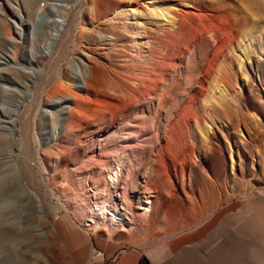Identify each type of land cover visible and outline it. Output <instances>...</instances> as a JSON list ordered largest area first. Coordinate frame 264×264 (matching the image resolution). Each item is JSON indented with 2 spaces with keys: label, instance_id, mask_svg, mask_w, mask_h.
<instances>
[{
  "label": "bare ground",
  "instance_id": "6f19581e",
  "mask_svg": "<svg viewBox=\"0 0 264 264\" xmlns=\"http://www.w3.org/2000/svg\"><path fill=\"white\" fill-rule=\"evenodd\" d=\"M39 1L26 0L23 9L32 15L37 12ZM127 1L128 10L125 9ZM259 3L260 0H80L75 10L62 7L63 24L61 30L57 29L58 38L53 41L52 35L41 37L40 34L37 39L46 37L52 42L54 57H51L55 64L65 58L71 45L78 48V43L86 47L87 51L79 48L87 62L81 64L79 72L84 86L81 90L73 87L74 80L64 71H58L66 83L53 89L57 104L63 105L72 99L76 103L69 109L61 108L53 116V123L64 125L53 134V139L58 141L72 132L85 101L94 100V112L102 116V121L109 118L113 124L124 116L136 121L133 129L118 134L120 140L128 139V142L94 152L93 166L85 163L81 194L69 183L63 185L69 194L74 193L70 201L74 216L85 217L95 229L102 227L108 234L114 233L117 227L124 233L128 226L138 235L143 224L151 226L160 222L166 225L163 231L166 236L195 224L218 207L241 201L243 206L226 215L207 238L181 250L167 264H264V133L258 130L264 127V69H261L264 62L261 65L252 58L258 46L251 38L255 23L252 18L257 16ZM4 9L0 7V15L9 16L10 10L5 9L6 13ZM131 20L133 23H129ZM2 21L0 48H5L4 52L11 54V60L15 61L20 46ZM88 23L94 28L103 23L110 30L107 33L87 31ZM57 25L52 21V26ZM128 35L134 44L137 38L142 43L132 53L135 58H129L128 74L113 81L119 75L106 78L92 52L117 45L126 48L122 42ZM29 46L35 50L33 64H37L41 59L38 47L34 42ZM183 67L187 70L184 83L188 87L182 88L181 95L178 91L182 86ZM249 69H258L255 78L263 90L258 96L262 103L251 116H241L235 112L234 104L244 78L250 79ZM180 95L189 102L176 109ZM203 99L204 105L195 107L194 103ZM155 101L158 111L153 114ZM168 103H172L170 123L166 125V134L161 135L160 126H150L147 121ZM244 104L250 108L248 102ZM138 113L149 117L141 120ZM215 115L222 123L219 127ZM181 119L186 121V132L179 127ZM27 123L24 120L21 124L20 140L0 136V146L16 144L22 148L18 160L29 156L34 139ZM220 129L226 134L232 130L236 140L229 142L228 134H222L225 142L213 144ZM226 152L232 162V173L234 159L239 170L237 176L233 174V182L225 176ZM110 153L116 163L112 168L108 165ZM203 154L212 157L206 167L196 164ZM96 175L99 180L95 179ZM141 177L145 179L143 184L139 182ZM130 193H137L136 204L128 197ZM116 196L121 199V205ZM98 199L104 200L98 202ZM80 205L88 210L76 212ZM50 210L55 212V219L58 213L54 208ZM36 215L45 217L43 213ZM40 231L45 234L43 229Z\"/></svg>",
  "mask_w": 264,
  "mask_h": 264
},
{
  "label": "rangeland",
  "instance_id": "374dc122",
  "mask_svg": "<svg viewBox=\"0 0 264 264\" xmlns=\"http://www.w3.org/2000/svg\"><path fill=\"white\" fill-rule=\"evenodd\" d=\"M79 1L40 0L37 6L38 9L36 8L37 12L30 15L29 11L23 9V3L26 0H0V7L10 10L7 13L4 9L9 16L0 15V20H3L4 26L10 31L11 36L20 46L15 61L11 60V54L4 52L5 48H0V136H6V138H11L14 141L20 140L21 124L24 120L28 121L27 125L31 126V134L34 135V139L29 146V158L27 157L26 159L18 160V157L20 158L23 152L18 145L0 146V264H76L63 238L57 229H54L53 214L55 212L52 213L50 208H54L58 214L59 212L60 214H67L65 211L69 212L73 217L72 219L69 216L72 221L82 230L90 232V236L93 234L96 238L106 239L109 243L116 244L118 248H125L144 242L147 239L161 236L166 228V225L156 222L151 226H144L143 224L142 232L138 235H134L128 226H125L126 230L124 233L117 227L114 233L108 234L102 231V227L95 229L87 222L85 217L80 219L79 216H74L72 213L73 207L70 205V201L74 193L70 192L69 194L68 188H64L63 185L69 183L73 188L79 189V193H82L81 182L83 181V175H85V170L83 169L85 163L92 165L94 152L99 153L104 148L111 149L117 144L128 142V139L126 141L120 140L118 134L120 132L126 134L125 132L128 129H133L132 127L136 123L135 119L128 118V116L118 118L113 124H111L109 118L102 121L100 120L102 116L100 115L99 117L94 112L96 108L94 100L92 102L88 101V103L85 101L80 109L81 116L76 118L78 121L74 124L72 132L61 136L58 141L53 139V134L58 133L64 127L63 124L57 125L53 123V116L60 113L61 108L68 107L69 109L74 107L76 103L72 99V101H65L63 105L57 104L58 98L53 93V89L57 86L61 87L63 82L64 84L66 83L58 71H64V74L74 80L73 87L75 89H83L84 86L79 72L82 70L81 64L87 61L80 55V52H82L80 48L86 50V47L81 43H78V48L71 45L66 51L65 58L59 64L56 63L57 66L53 60V49L50 48L52 42L47 41L46 37H41L46 34L47 36L52 35V40L55 41L59 36L57 29L59 27L60 30L62 29V7H69L71 10H75ZM260 1L261 4H257L259 6L257 16L252 18L255 23L251 38L254 41V45L258 46L252 58L262 65L264 62V0ZM129 5L127 1L126 10H128ZM86 9L87 7L84 6L82 12L85 13ZM244 11L245 14L250 15L248 11ZM52 21L57 22L58 25L52 26ZM131 21L129 23H133L134 20ZM253 21H250V23L253 24ZM78 29H76V33ZM86 29L91 32L101 30L107 33L110 27L100 23L98 28H96V25L94 28L91 23H88L85 27ZM40 34L41 37L38 40L37 36ZM31 42H34L38 47L37 52L41 59L37 64H33L35 50L30 48L29 43ZM74 42H78L77 38ZM136 43L140 45L142 41L137 38ZM137 44H134L130 35H128L122 42V45L126 46V48H121L120 45H117L105 50L92 52L93 54L91 52L88 53L97 58V62L100 65L99 70L103 75H106V78H115L114 75H119L115 79L113 78V81H118L117 77L122 78L128 74L129 58H135L132 53L138 48ZM203 47V44H201L200 49L202 50ZM183 68L181 76L182 86L178 91L180 94L183 91V87H188L184 83L187 77V70L185 67ZM261 69H264V67L262 66ZM248 72L250 79L246 80L244 78L245 83H241L242 90L234 104L235 112L241 116H251L250 114L255 113L258 106L262 103L258 96L259 92L261 95L263 94V90L258 84L257 78H255L257 77L258 69H249ZM21 73H23L22 76H20ZM260 73L262 72L260 71ZM16 74L17 76H15ZM252 79H254L253 82ZM47 81L48 84L46 83ZM247 83L248 85H246ZM64 84L63 86H65ZM37 93H39V97L36 101L34 99ZM92 98L94 99V97ZM186 98L183 96L179 98L178 96L179 103L176 109L188 104L189 100ZM244 102H248L250 108L246 107ZM201 103L204 105V99L201 102L198 100L197 103H194L197 104L195 107L199 108ZM154 104L151 110L153 114L158 111L157 101ZM171 106L172 103L166 104L161 110L159 109L156 116H152L147 121L150 126L152 124L160 126L158 129L161 135L163 132L166 134V125L170 123ZM129 113L132 112L129 111ZM138 114V118L141 120L149 117V115H143L142 113ZM215 119L218 127L221 126L222 123H220L218 115H215ZM185 122V119H181L179 123L180 129L184 132H186ZM258 130L264 133V127ZM220 131H217V138L213 144H218L219 141L225 142L222 134L227 135L228 133L226 134L223 129H220ZM227 140L229 142L236 140L232 130L227 135ZM37 153L39 156H37ZM109 158V167L116 166V163L112 160L114 159L112 153H110ZM209 162H212V157L208 154H203L196 160V164H200L203 167H206ZM191 165L194 168L197 167L194 163ZM42 166L43 168L41 169ZM225 166V176H227L229 181L233 182V174L237 176L239 170L234 159L232 173V162L228 152L225 154ZM208 175L214 179L210 172ZM96 177L99 176H95V179L99 180ZM143 180L145 179L141 177L139 182L143 184ZM61 187H63V190ZM136 194L130 193L128 196L134 204H136ZM115 199L120 205L122 204L119 197L116 196ZM103 200L98 199L97 201L101 202ZM232 203L234 204L230 207L226 208L224 206L223 208L225 209L222 212L220 211L223 208L218 207L195 224L173 231L165 236L163 238L164 241L175 235L194 230L190 235H187L174 245L173 254L166 261L185 250L188 246L207 238L226 215L237 211L243 206L241 201ZM31 208L32 210H30ZM37 209L38 213H36ZM82 210L87 211L88 209L80 205L76 212L80 213ZM41 213L45 217L38 218L36 214L40 215ZM85 213L87 214V212ZM214 216L215 218L211 221ZM205 224L204 228L199 229ZM47 225H49V228L46 229ZM40 229L45 231L44 235ZM45 252H47L48 257Z\"/></svg>",
  "mask_w": 264,
  "mask_h": 264
},
{
  "label": "crops",
  "instance_id": "0c3cea01",
  "mask_svg": "<svg viewBox=\"0 0 264 264\" xmlns=\"http://www.w3.org/2000/svg\"><path fill=\"white\" fill-rule=\"evenodd\" d=\"M65 212L69 215L59 212L54 219V229L63 238L76 264H146L145 260L148 264H167L173 257L166 261L173 254L174 245L194 231L175 235L166 241L163 239L165 235H161L118 248L106 239L90 236V232L82 230L72 221V215Z\"/></svg>",
  "mask_w": 264,
  "mask_h": 264
},
{
  "label": "trees",
  "instance_id": "16d2710c",
  "mask_svg": "<svg viewBox=\"0 0 264 264\" xmlns=\"http://www.w3.org/2000/svg\"><path fill=\"white\" fill-rule=\"evenodd\" d=\"M233 204H234V203H233ZM230 206H231V205H230ZM230 206H227V207H230ZM227 207H226V208H227ZM224 209H225V208H224ZM224 209H222L220 212H222ZM220 212H219V213H220ZM219 213H218V214H219ZM218 214H217V215H218ZM217 215H215V216H217ZM215 216L211 219V221L215 218ZM211 221H210V222H211ZM210 222H208V223H210ZM208 223H207V224H208ZM205 226H206V224L203 225L201 228H203V227H205ZM201 228H199V229H201Z\"/></svg>",
  "mask_w": 264,
  "mask_h": 264
},
{
  "label": "water",
  "instance_id": "95a60500",
  "mask_svg": "<svg viewBox=\"0 0 264 264\" xmlns=\"http://www.w3.org/2000/svg\"><path fill=\"white\" fill-rule=\"evenodd\" d=\"M145 263L148 264V262L145 260Z\"/></svg>",
  "mask_w": 264,
  "mask_h": 264
}]
</instances>
